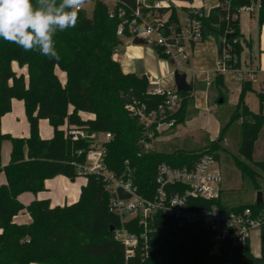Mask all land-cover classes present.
Segmentation results:
<instances>
[{
	"label": "trees",
	"instance_id": "1",
	"mask_svg": "<svg viewBox=\"0 0 264 264\" xmlns=\"http://www.w3.org/2000/svg\"><path fill=\"white\" fill-rule=\"evenodd\" d=\"M118 1L136 7L135 0ZM256 1L253 4V0H219L207 14L197 10L202 13L200 41L209 36L215 39L217 59L223 58L225 70L240 67L241 43L245 41L239 29L240 9L253 5L258 26H264V0ZM170 8V18L176 20V11L172 5ZM118 22L109 18L108 6L103 1L95 0L91 17L80 10L75 28L56 33L58 60L0 39V119L11 111V100H18L23 103L29 128L26 138L0 134V146L3 142L10 144L8 162L5 165L0 162V173L6 179V184L0 186V264H244L245 259L264 264V220L258 228V257L250 253L248 241L237 248L226 246L220 258L211 257L208 235L200 226H181L175 219L159 214L148 222L147 256L125 257L124 247L114 239L110 228H117L120 220L108 210L110 194L101 174H79L77 170L85 163L92 141L73 140L68 135L70 128L83 129L87 135L109 133L111 139L102 144L104 169L118 178L130 173L138 194L148 198L155 192L154 178L159 164L177 167L191 164L204 154L213 155L216 161L219 153L230 155L223 140L230 126L239 121V158L236 155L230 158L241 176L264 196V159H254L255 143L264 128V92L256 93L259 111L253 113L244 101L246 93L252 90L251 81H241L238 102L228 121L220 126L217 139L198 151L164 153L145 149L139 143L143 128L126 105L137 103L150 111L163 105L164 99L147 92L149 80L145 75L123 73L113 59L114 49L122 43L116 35ZM228 33L232 36L227 38ZM153 49L159 59H166ZM56 70L64 73V82ZM193 90L179 93L180 108L171 116L174 125L161 133L195 115ZM208 93L210 105L218 104L219 100L226 103L222 72L216 71ZM79 113L93 118L83 119ZM39 120H47L53 130L51 138L40 137ZM158 135L154 131L153 139ZM153 139L146 141L151 144ZM58 175L70 181L79 175L86 179L76 202L51 207L48 200H33L24 207L17 200L24 192L36 195L44 191V181ZM195 202L199 207L211 204ZM216 204L228 211L248 208L255 216L264 212V199L259 205L255 201L231 206L221 201ZM22 210L31 219L27 224L13 221ZM125 227L131 232L141 231L136 223H127Z\"/></svg>",
	"mask_w": 264,
	"mask_h": 264
},
{
	"label": "built area",
	"instance_id": "2",
	"mask_svg": "<svg viewBox=\"0 0 264 264\" xmlns=\"http://www.w3.org/2000/svg\"><path fill=\"white\" fill-rule=\"evenodd\" d=\"M110 1L111 5L105 4L108 6L109 18L119 20L116 28L119 38L142 40L156 48L163 57L188 62L192 45L201 40L202 13L198 9L185 12L180 21L177 15L176 20L170 18V2L135 0L136 7L130 8L118 0ZM254 10L255 7L250 5L241 8L240 12L253 13ZM217 70L226 71L223 58L217 59ZM235 72L240 82L246 79L245 75L250 79L254 76L252 69ZM147 92L162 97L163 105L150 111L137 103L126 105L127 111L137 118L143 128L144 135L139 143L145 149H149L150 143L146 139H153L154 131L169 129L174 125L171 116L179 110L181 104L179 92L174 85L168 88L148 87ZM100 134L103 139H98V134L87 135L79 128H70L68 131L73 140L87 138L92 141L85 163L79 165L77 170L79 174H101L110 194L108 210L120 220L119 226L113 229L114 239L124 247L125 257L136 254L147 256L148 222L158 214L175 219L181 226H200L208 235V254L216 258L221 257L226 246L237 248L245 245L251 232L258 229L261 220H264V212L255 216L248 208L228 211L216 204L217 201L222 202L223 173L211 154H204L188 165L176 167L159 164L154 178V194L148 198L138 194L130 173L118 178L104 169L105 149L102 144L108 142L111 135ZM120 193L124 197H120ZM196 200L211 204L199 207ZM127 223H136L141 226V231H129L125 227Z\"/></svg>",
	"mask_w": 264,
	"mask_h": 264
},
{
	"label": "crops",
	"instance_id": "3",
	"mask_svg": "<svg viewBox=\"0 0 264 264\" xmlns=\"http://www.w3.org/2000/svg\"><path fill=\"white\" fill-rule=\"evenodd\" d=\"M218 1L219 0H190L188 2L184 0H177V2L185 8L199 9L206 14L212 7L218 5ZM241 12L238 18L239 29L240 32H242V36L243 34H247L248 36L246 41L248 59L245 62V65L247 66V70H254V76L252 79L246 75L245 78L246 80H253L252 88L254 92H264V26H258L256 19V8L253 13H248L245 11ZM113 59L119 63L123 73L135 72L133 74L138 76L145 75L149 80V88H168L173 86V78L170 81H162L160 74L169 76L171 75L172 70L168 67V65L164 64V61L159 60L153 48L152 51H150L144 48L143 45H133L132 40L130 39H122V43L118 45L113 51ZM216 60L217 43L212 36H209L205 40L192 45L188 62L185 64L189 65L191 63L193 69L190 70L191 75H187V72L184 74H186L188 83L192 86V89H194L192 95L193 107L196 110V113L184 123L176 125L172 131H169L171 133L169 135L161 133L166 129L160 130L158 132L159 135L151 142V144L155 142L165 143L177 138L178 134L185 133L186 131L198 133L199 137H204V139H206V143L217 139L220 126L222 124L220 123L219 119L212 116L211 112L213 111L214 105H210L208 102L210 96L208 93V88L217 71V69H215L217 68L215 67V64L217 63ZM150 63L153 64L150 65ZM56 73L61 82H64V73H61L58 70H56ZM223 80L227 90L226 104L229 107L234 108L238 102L241 90V82L238 79L236 72L234 74L227 73L223 75ZM194 93L200 94L198 95L199 97L195 98ZM250 111L257 113L259 111V103L257 111H254V109ZM262 112H264V108H262ZM206 114L211 115L213 119H211L208 124L205 122L203 125H200V129L195 130L197 127L196 121L205 118ZM79 115L83 119L93 118V115L86 113H79ZM177 127L178 130H176ZM38 128L39 135L42 139H49L52 137L53 130L48 124L47 120H39ZM0 134H10L12 137L18 138L28 137L29 128L24 114L23 103L21 101L11 100V111L2 116L0 119ZM163 134L164 136H162ZM99 135L101 134H98V136ZM9 155L10 144L8 142H3L0 146V162L2 165H5L8 162ZM85 182L86 179L84 177L70 181L68 178L58 175L44 181V191L39 192L36 195L30 192H24L18 195L17 200L24 207H26L33 200H48L51 207L70 205L78 200L80 188L85 184ZM5 184V176L3 173H0V186ZM13 221L17 224H27L31 221V219L26 210H22L16 216H14ZM256 231V236L258 239L256 251L252 250L251 247V234L248 240L250 253L254 257L259 256V230L256 229Z\"/></svg>",
	"mask_w": 264,
	"mask_h": 264
},
{
	"label": "rangeland",
	"instance_id": "4",
	"mask_svg": "<svg viewBox=\"0 0 264 264\" xmlns=\"http://www.w3.org/2000/svg\"><path fill=\"white\" fill-rule=\"evenodd\" d=\"M94 1L95 0H88V3L82 8L86 16L88 17H91L92 15ZM101 1H103L104 3L108 5H111L112 3L110 0H101ZM170 3L175 9L178 19L181 21L183 15L186 12L185 7L181 6L177 2V0H170ZM243 36H244L245 41L241 43L242 51L240 55V67L238 69L240 71L247 70V66L245 65V62L248 59V56H247L248 51H247V46H246V41L248 39V36L247 34H243ZM143 46L147 50L152 51L151 46L147 44H144ZM159 60L164 61L165 62L164 64L168 65V67L172 70L171 75L169 76L160 74L161 79L164 82L170 81L173 78V73L175 71L179 73L187 72V75H191L190 70L193 69L191 63L189 65H186L185 62H183L182 60H179V59L175 60L173 58H166V59H159ZM152 64L153 63H150V65ZM215 65H216L215 67H217V63ZM227 73L234 74L235 70H226L222 72L223 75ZM252 81H251V86H252ZM256 92H254L252 88V90L247 92L244 97V101L247 103L250 110L254 109V111H257L258 109V99L255 94ZM198 93H194L195 98L199 97L198 95L200 94ZM213 107H214L213 111L211 112L212 116L214 118L219 119L221 124L226 123L227 119L232 113L233 108L229 107L226 103L214 104ZM212 116L206 114L205 118H202L196 121L197 127L195 128V130L200 129L199 126L203 125L205 122L208 124L210 120L213 119ZM176 130H178V127L176 128ZM167 134L169 135L171 133L166 132L165 135ZM162 136H164V134ZM98 139H103V136L99 135ZM239 144H240V123L238 121L232 124L230 128L228 129L225 135V138L223 140V146L228 150L230 155H236L239 158V155L237 153ZM205 145H206V139H204V137L203 138L199 137L198 133H194V132L191 133L190 131H186L185 133L178 134L177 138H174L165 143H162V142L152 143L149 149L158 151V152H164V153H172L177 150L191 152V151H198ZM230 155L227 153L226 154L219 153V158L217 159L218 166L223 171V175H224V182L222 185V194H221L222 202L228 206H231V205H237V204H246V203L255 201L257 191L253 189L251 182L247 178H243L241 174L235 169L234 165L232 164ZM254 159L255 160L264 159V128L261 129L259 137L255 143ZM77 178H83V176L79 175ZM256 234H257V231L254 230L251 232V237H250L251 243H252V246H251L252 250H255V251L258 245V239H257Z\"/></svg>",
	"mask_w": 264,
	"mask_h": 264
},
{
	"label": "clouds",
	"instance_id": "5",
	"mask_svg": "<svg viewBox=\"0 0 264 264\" xmlns=\"http://www.w3.org/2000/svg\"><path fill=\"white\" fill-rule=\"evenodd\" d=\"M88 0H0V39L58 60L54 37L75 28Z\"/></svg>",
	"mask_w": 264,
	"mask_h": 264
},
{
	"label": "water",
	"instance_id": "6",
	"mask_svg": "<svg viewBox=\"0 0 264 264\" xmlns=\"http://www.w3.org/2000/svg\"><path fill=\"white\" fill-rule=\"evenodd\" d=\"M160 1L169 2V0H160ZM256 2H257L256 0H253V4H256ZM231 36H232L231 33H228L226 35L227 38ZM132 44L133 45H144L145 43L142 40L133 39ZM173 85L176 91H178L179 93H189L192 91V86L188 83L186 79V74L184 73H179L177 71L173 73ZM218 103H222V100H219ZM262 199H264V196H262L261 191H258L256 195L255 203L257 205L261 204ZM110 229L113 230L112 227ZM244 264H254V262L251 259H245Z\"/></svg>",
	"mask_w": 264,
	"mask_h": 264
}]
</instances>
